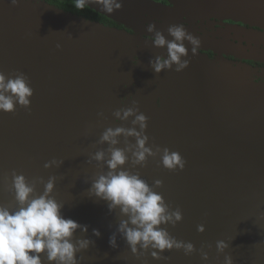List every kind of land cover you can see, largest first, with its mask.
Returning a JSON list of instances; mask_svg holds the SVG:
<instances>
[{"label":"water","instance_id":"1","mask_svg":"<svg viewBox=\"0 0 264 264\" xmlns=\"http://www.w3.org/2000/svg\"><path fill=\"white\" fill-rule=\"evenodd\" d=\"M170 1L173 17L221 16L264 30V0ZM130 4L124 15L104 13L95 0L86 6L141 36L42 0L16 5L0 0V72L23 73L33 90L29 108L0 112V204L14 205L8 191L13 172L45 183L56 177L52 195L64 205L62 215L88 227L86 234L78 230L73 242L94 241L77 253L79 264H224L225 256L233 264H264V84L255 83L250 72L199 56L187 57L189 67L180 73L173 67L157 75L149 63L157 56L148 63L136 59L154 48L143 38L153 34L135 22V12V19L129 16ZM143 5L166 11L156 3ZM253 38L264 46L263 36ZM237 55L264 63V55ZM133 102L147 117L148 146L178 152L185 167L169 171L159 154L141 167L133 164L131 153L124 167L150 186L162 181L155 190L183 216L175 227H164L178 241L194 245L191 255L173 250L161 254L167 259L154 260L150 252L137 259L117 231L126 217L119 209L109 212L107 202L89 193L93 179L107 171L103 163H89L97 151L107 158L108 145L99 143L100 136L109 127H132L134 117L117 121L113 113ZM119 140L120 148L135 145V138ZM52 160L63 163L46 169ZM43 188L38 183L36 191ZM113 233L116 248L109 244ZM218 241L228 244L223 253L216 249Z\"/></svg>","mask_w":264,"mask_h":264},{"label":"clouds","instance_id":"2","mask_svg":"<svg viewBox=\"0 0 264 264\" xmlns=\"http://www.w3.org/2000/svg\"><path fill=\"white\" fill-rule=\"evenodd\" d=\"M11 2L16 5L18 0ZM88 3L89 0H76V7L83 9ZM99 6L104 13L112 14L121 9L122 0H101ZM147 32L153 34L150 42L154 47L166 49V56H157L149 62L157 75L173 67L177 73L189 67L185 41L191 45L192 55L201 45V41L188 33L183 25L168 27L171 40L158 31L155 24L147 25ZM32 96L33 90L26 75L16 72L6 76L0 72V112L13 113L17 106L27 109ZM113 115L117 121L134 117L132 127H109L100 136L99 143L108 145L107 158L103 150L97 151L89 163L92 160L103 163L107 171L93 179L89 193L107 202L109 212L119 209L120 214L126 217L120 221L117 231L137 259L149 252L154 260L167 259L161 254L173 250H182L186 256L191 255L195 251L194 245L178 241L164 227H175L183 216L179 208L171 210L155 190L162 187V181L155 180L154 187L150 186L138 173L134 174L124 167L129 161L128 153H131L133 164L141 167L146 165L149 157L159 154L160 163L169 171H182L185 161L178 152L156 145L148 146L149 138L145 135L147 117L139 113L135 102L133 107L121 108ZM120 137L135 138V145L127 149L118 147ZM62 163L52 160L44 167H59ZM11 177L8 191L14 205L0 204V264H44L42 258H46L47 264H79L77 253L87 250L94 241L78 239L73 242L75 233L79 230L86 234L88 227L62 215L64 205L52 195L56 177H50L46 183L41 178L29 181L16 172ZM38 183L44 185L42 193L36 191ZM197 230L203 233L205 228L198 225ZM93 235L99 237L100 232L93 229ZM109 244L117 247L115 233L110 237ZM227 247L224 241L216 244L219 253H223ZM200 254L204 261L209 259L203 249ZM224 264H233L231 256H225Z\"/></svg>","mask_w":264,"mask_h":264},{"label":"flooded vegetation","instance_id":"3","mask_svg":"<svg viewBox=\"0 0 264 264\" xmlns=\"http://www.w3.org/2000/svg\"><path fill=\"white\" fill-rule=\"evenodd\" d=\"M97 3H101V0H95ZM74 4L76 3V0H73ZM133 4V11L135 12L137 7H141V4L146 2H152L156 3V7L159 5H162L164 7H171L173 8V4L170 0H122L123 4ZM72 4V3H70ZM76 6V5H75ZM84 13L90 14L92 17H95L93 22H99L107 27L110 28H116L120 30H127L128 32H133L132 28L121 24L114 19H111L110 17L91 9L87 6H85L83 9H80ZM157 11H159V8H156ZM156 11V24L158 28L162 27V24L160 23L162 21L160 17V13H157ZM83 17V16H82ZM89 20V19H88ZM185 26H191L194 30V34H192L194 37L198 38L201 41L200 48L198 49L202 53H207L211 57H215L218 55L217 51L219 53H222V55L225 58H228L230 60H238L243 61L245 63H249L252 65L263 67L264 63L256 62L253 60H247L246 58H241L237 55V53H240L238 51H234L238 49L239 47H244L245 49H249V47L255 48L257 46H260L262 49H264V46L259 45L258 41H255L256 39L253 38L254 34H258L259 32L264 33V30L259 27H253L250 24H245L241 21H236L232 19H228L225 17H211V18H203V19H184ZM157 28V29H158ZM186 47L191 46L185 41ZM209 45H212L209 46ZM214 46L216 48H214ZM260 48V49H261ZM231 51H229V50ZM226 50H228L226 54ZM241 54V53H240ZM246 56H251L246 53H242Z\"/></svg>","mask_w":264,"mask_h":264},{"label":"rangeland","instance_id":"4","mask_svg":"<svg viewBox=\"0 0 264 264\" xmlns=\"http://www.w3.org/2000/svg\"><path fill=\"white\" fill-rule=\"evenodd\" d=\"M138 9L135 10V15L136 16V20L135 22L138 23L139 25L141 26H146L149 25V24H156V12L154 11H151L148 9V7L146 5H143V7H137ZM173 8H174V5H173ZM126 9H128V6L126 4H123L122 3V7L120 10H116L119 14L120 12L124 15V12L126 11ZM129 9H130V12L132 11V14L130 13V17H133V4H130L129 5ZM169 9H172L171 7H166V11L165 12H159L157 11V13H160V17L162 19V21L160 22L162 24V27L161 28H158L156 27V29L158 31H161L165 37L167 39H172L168 33H167V29L169 26H172V25H183L186 29V31L190 34H194V30L191 26H185L184 24V19L186 18H179V17H173L172 14L169 12L170 10ZM168 10V11H167ZM135 19V17H133ZM140 19V20H139ZM150 21V23H148ZM157 26V24H156ZM133 30V29H132ZM123 31H126L128 32L127 30H123ZM130 35L132 36H141V34H139L138 32L134 31L133 32H128ZM261 35L263 36V39H264V35L263 33L259 32L258 34H255L254 37H257V35ZM143 38L145 41H148L150 42L151 38L148 37V36H144L143 35ZM151 43V42H150ZM153 46V45H152ZM212 47V45H209ZM188 56L187 57H191V56H195V58L197 56L199 57H203L204 59H208L210 60L211 62H216L218 64H224V65H228V66H232L236 69L240 68L243 72H250V76L251 78L255 81V83L257 84H264V66L263 67H260V66H256V65H252V64H249V63H245L243 61H238V60H230L228 58H225L222 53H218L217 56L215 57H211L209 56L207 53H202L201 51L197 50V53L195 55H192L191 53V46H188ZM214 48H216L214 46ZM261 47L260 46H257L255 48H252V47H249V49H245L244 47H239L238 49L234 50V51H238L240 52L241 54L242 53H246V54H249V55H253V56H249V57H256V56H259V55H264L263 53H258L257 50H263L264 49H260ZM229 50V49H228ZM228 50H226V54L229 53L227 52ZM230 51V50H229ZM231 52V51H230ZM156 54V55H155ZM239 54V53H237ZM243 55V54H242ZM155 56H166V49H158L156 47H154L151 51H142V53L140 55H138L136 57L137 61H143L145 63H148L149 61V58L150 57H155ZM245 56V55H244ZM186 57V58H187ZM242 58V57H241ZM247 60H250V59H247ZM263 63V62H261ZM152 72V69L148 70V74H150Z\"/></svg>","mask_w":264,"mask_h":264},{"label":"trees","instance_id":"5","mask_svg":"<svg viewBox=\"0 0 264 264\" xmlns=\"http://www.w3.org/2000/svg\"><path fill=\"white\" fill-rule=\"evenodd\" d=\"M42 1H45L50 5H54L64 11L71 12L81 17L83 16L84 18L89 19L91 21H94V19H96L95 17H92L90 14L88 13L86 14L82 12L79 8H77L75 6L76 3L74 4L73 0H42Z\"/></svg>","mask_w":264,"mask_h":264},{"label":"bare ground","instance_id":"6","mask_svg":"<svg viewBox=\"0 0 264 264\" xmlns=\"http://www.w3.org/2000/svg\"><path fill=\"white\" fill-rule=\"evenodd\" d=\"M249 58H252V57H249Z\"/></svg>","mask_w":264,"mask_h":264}]
</instances>
